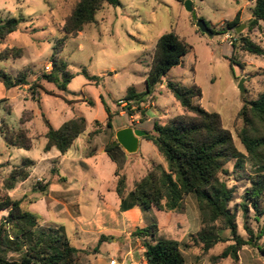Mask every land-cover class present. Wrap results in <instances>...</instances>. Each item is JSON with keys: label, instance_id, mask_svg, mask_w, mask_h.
I'll use <instances>...</instances> for the list:
<instances>
[{"label": "rangeland", "instance_id": "rangeland-1", "mask_svg": "<svg viewBox=\"0 0 264 264\" xmlns=\"http://www.w3.org/2000/svg\"><path fill=\"white\" fill-rule=\"evenodd\" d=\"M79 1L0 0V20L22 19L16 32L5 39L0 38V53L8 48L23 50V57L20 59L0 60V69L13 77L25 73L30 84L38 82L43 74H48L51 71L54 49L64 37L65 21ZM186 1L120 0V6L105 5L97 13L95 21L86 25L77 37L67 39L65 46L57 54L58 59L65 62L69 72L74 75L68 84V92L44 81L41 82L44 89H38L35 94L29 86L8 90L0 83V130L9 128L17 131L23 128L33 139V148L26 151L9 146L0 131V189L13 167L21 165L25 159L34 161L30 178L18 183L8 194L13 200H22L25 210L41 218L36 208L38 197L44 192L42 188L45 186L54 192L81 190L82 202L94 200L97 192L102 193L108 201H114L119 179L117 173L126 179L125 196H128L134 183L146 176L152 165L167 168V162L154 144L144 138L134 154L119 155L115 152L111 157L108 154H97L96 151L94 158H85L84 162L88 167L81 163H68L57 174H53L54 171L49 167H44L48 165L44 161L49 159L44 152L47 142L44 136L48 131L45 119L58 129L73 118L84 117L87 121L86 132L81 135L78 145L69 149L70 155H83L86 149L87 153L92 152L95 145L105 144L106 136H116L115 131L106 127V123L93 124L96 119H107L106 108L112 113V125L115 129L130 126L140 127L146 132L153 131L155 122L165 124L186 114L164 84L155 90L145 105V108L150 107L144 110V120L139 115L132 122L129 115H120L119 102H122L130 88L137 92L146 90V78L157 41L167 33L178 35L190 46V51L182 57L180 65L166 74L164 83L199 88L202 97L194 99V105L219 114L224 128L232 133L236 147L246 155L238 138V131L242 127L239 112L245 102L256 100L264 92V56L244 51L240 38L247 37L264 50V25L253 31L249 30L253 4L247 0H192L193 10L198 18L203 19L214 34L209 37L196 27L192 14L185 8ZM236 18L237 27L227 29V23ZM238 28L242 29L240 34L236 32ZM228 34L233 38L232 45L225 40ZM234 46L235 60L231 64L229 59ZM47 67H50L49 71L46 70ZM83 71L101 79L97 83L91 82ZM242 80L244 94L238 89ZM94 100H97V106L92 107L88 102ZM21 119L23 125L20 124ZM90 136L97 137L91 140ZM53 152L52 157L58 153L57 150ZM244 161L245 173H234V160L226 166L228 174L221 178L235 191L230 209L236 214L238 234L247 239L246 226L256 232L262 222L259 224L255 221V211L252 208L245 215L242 207L245 194L250 188L246 175L253 172L247 156ZM53 167H56L54 163ZM60 178H64V181H60ZM261 207H264V202ZM86 212L89 214V210ZM5 214L2 213L1 216ZM144 220L145 225L158 224V238L175 240L181 244L187 264H264V256L257 248L248 246L238 253V260H216L234 243L229 231H220L219 235L225 242L217 244L207 253L203 252L201 246H196L191 236H197L202 224L194 196L186 199L184 213L150 210L145 213ZM59 222L66 226L65 233L70 237L72 245L79 247L78 239L73 238L70 223L66 220ZM130 242L132 253L128 260L119 259L114 252L101 255L100 264H109L112 258L116 264L123 261L124 264H146L144 246L139 240L132 239ZM263 243L264 238L260 244ZM185 244L190 248L186 249ZM88 247L92 245L89 244ZM93 255L95 254H91ZM89 259L91 258L80 255L77 264H88ZM95 262L96 259L92 258L91 263Z\"/></svg>", "mask_w": 264, "mask_h": 264}, {"label": "trees", "instance_id": "trees-1", "mask_svg": "<svg viewBox=\"0 0 264 264\" xmlns=\"http://www.w3.org/2000/svg\"><path fill=\"white\" fill-rule=\"evenodd\" d=\"M247 1L253 4L252 17L248 23L249 30L253 31L264 25V0ZM105 5L117 7L120 6V0H80L74 6L65 21L64 37L58 42L51 57V71L40 76L38 82L30 84L27 74L13 77L0 69V83L8 90L29 86L35 94L38 89H44L41 85L44 81L63 92H68V84L74 75L69 72L68 65L58 59L57 54L63 49L67 39L77 37L86 25L95 21L97 13ZM21 21L22 19L17 18L0 20V38L5 39L16 32ZM237 25L238 18L226 26L227 29H234ZM240 40L244 51L264 56V50L249 38L241 37ZM235 50L236 46L233 47L229 59L231 64L235 60ZM189 51L190 46L175 33L162 35L157 41L153 62L146 78V90L137 92L130 88L122 100L128 105L130 117L140 113L144 120L145 105L155 90L165 84L186 114L165 124L155 122L153 131L144 137L151 141L163 156L167 168L152 165L146 176L134 183L128 196H125L126 179L117 174L120 209L128 211L139 207L144 215L150 210L184 213L186 199L194 196L202 228L197 236L192 235L191 239L196 246H201L203 252L207 253L217 244L225 242L219 232L229 231L234 243L216 260H238V253L246 246L257 248L264 256V243L260 244L264 238V207H261L264 202V92L259 94L256 100L245 102L239 112L242 127L238 131V138L245 149L244 155L236 147L232 133L224 128L221 116L194 105V99L202 97L199 88H186L172 82L164 83L166 74L180 65L182 57ZM22 57L23 50L19 48H8L0 53L2 61ZM83 74L94 83L101 79L90 76L86 71H83ZM88 103L90 106L94 105L93 102ZM106 112V127L112 129V115L107 108ZM44 123L48 129L45 135V153L55 148L65 155L87 129V121L83 117L73 118L58 129L47 119ZM20 124H24L22 119ZM94 124L100 125V122L95 121ZM0 131L9 146L26 151L33 148V139L28 136L26 129L16 131L7 128ZM118 149L119 145L112 144L106 148V152L112 157ZM245 156L249 159L253 172L246 175L250 188L245 194L242 207L245 215L252 208L255 211V221L259 224L262 222L256 232L246 226L247 239L238 234L236 214L230 209L235 191L221 178L222 175L228 174L226 166L234 160V173H245ZM34 166V161L23 160L21 165L13 167L0 189V264H77L81 254H97L100 245L110 241V237L102 236L98 246L91 251L80 250L71 244L64 230L45 228L39 216L22 207V200H13L10 197L8 192L15 189L18 183L27 181ZM42 190L45 192L46 186ZM2 213L6 214L1 216ZM159 231L158 224L154 223L138 227L131 234L132 239L139 240L144 246L146 264H187L181 244L175 240L158 238ZM184 247L190 248L188 244Z\"/></svg>", "mask_w": 264, "mask_h": 264}, {"label": "crops", "instance_id": "crops-1", "mask_svg": "<svg viewBox=\"0 0 264 264\" xmlns=\"http://www.w3.org/2000/svg\"><path fill=\"white\" fill-rule=\"evenodd\" d=\"M87 102V101H83ZM94 106H97V100H94ZM150 106H146L149 108ZM144 107V110L146 109ZM120 115H122V107L120 106ZM134 109V108H133ZM110 112V110H109ZM112 115V113L110 112ZM106 117L108 118V113L106 112ZM128 115V114H126ZM135 116H139L140 113H135ZM84 118V117H83ZM95 121H99L101 123H106L107 119L99 120L96 119ZM93 121V124L94 122ZM130 126H122L115 129L112 125L111 131H115L116 133L124 128H128ZM134 129H141L140 127H136ZM144 129V128H143ZM142 130V129H141ZM45 137V136H44ZM82 136L78 137L72 147H76L81 141ZM97 136H90L91 140L95 139ZM107 142L102 145H95L94 151L83 152L81 154L70 155L69 150L65 155H62L57 149L53 148L51 151L47 152V156H49L47 160L44 161L48 163L47 166L49 167L53 174H57L60 172L61 167L65 166L68 163H81L82 166L88 167V164L84 162L85 158H94L96 154H108L106 152V148L110 147L112 144L115 145L116 136H106ZM46 139V138H45ZM143 138L139 140V148L140 142ZM148 141V140H147ZM151 142V141H150ZM46 145V144H45ZM118 145V144H116ZM120 146V145H119ZM71 147V148H72ZM138 148V149H139ZM53 150H57L58 153L53 154ZM115 152L119 155H124L127 153L121 146L120 149L115 150ZM114 152V153H115ZM51 155V156H50ZM55 164L56 167L52 168V164ZM118 174V173H117ZM116 174V175H117ZM60 181H64V178H60ZM48 182V180L46 181ZM51 183V181H50ZM117 191V188H116ZM83 192L81 190L73 192L69 190L64 191H50L47 189L45 192H42V195L38 197V214L42 218V225L45 227H51L55 229L61 228L65 232L67 228L65 225H62L61 220H66L70 223L71 232L73 231V238L78 239L79 247H76L80 250H93L95 247L98 246L99 240L102 236L110 237L111 240L108 242H104L99 247V252L93 256L87 254L84 255L86 258H91L88 260V264H92V258L96 259V262L93 264H100L99 257L104 254H111L117 253L119 259L128 260V257L131 255V246L130 241L132 232L138 227L146 226L144 223V214L142 213L139 207H134L128 211H121V198L116 194L114 201H108L102 193L97 192L94 197V200L90 199L89 201L82 202ZM86 210H89V214H86ZM53 216V217H51ZM53 218V219H52ZM70 239V237H69ZM72 244V241L70 239ZM91 244L92 247H88ZM85 246V247H83ZM121 254V256H120ZM120 263V264H124ZM109 264H116L114 258L110 259ZM137 264V263H132Z\"/></svg>", "mask_w": 264, "mask_h": 264}, {"label": "water", "instance_id": "water-1", "mask_svg": "<svg viewBox=\"0 0 264 264\" xmlns=\"http://www.w3.org/2000/svg\"><path fill=\"white\" fill-rule=\"evenodd\" d=\"M192 0H187L185 2L186 10L192 14V18L196 23V27L200 30L201 33L211 37L213 36L212 30L209 28L207 23L203 19H199L196 12L193 10ZM241 28L236 30L237 34L241 33ZM242 80L238 86V89L241 94L245 93ZM148 136V132L141 129H134L132 127L124 128L119 130L116 133V142L115 145H120L128 154H134L138 151L139 140Z\"/></svg>", "mask_w": 264, "mask_h": 264}, {"label": "built area", "instance_id": "built-area-1", "mask_svg": "<svg viewBox=\"0 0 264 264\" xmlns=\"http://www.w3.org/2000/svg\"><path fill=\"white\" fill-rule=\"evenodd\" d=\"M225 40H227V41H229V44L230 45H232L233 43H232V41H233V38H232V36L231 35H226L225 36ZM46 70H50V67H47L46 68ZM119 104H120V106L122 107V115H126V114H128V110H127V107H128V105H127V103H125V102H119ZM134 110V109H133ZM137 117L138 116H135V115H133L131 118H132V122H134L136 119H137Z\"/></svg>", "mask_w": 264, "mask_h": 264}]
</instances>
